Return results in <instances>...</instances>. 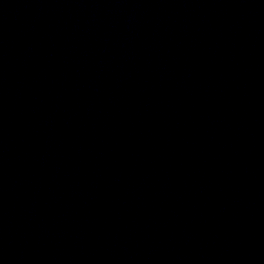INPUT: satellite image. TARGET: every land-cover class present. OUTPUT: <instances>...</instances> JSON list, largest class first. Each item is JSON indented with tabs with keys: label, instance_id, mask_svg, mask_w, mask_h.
I'll return each instance as SVG.
<instances>
[{
	"label": "water",
	"instance_id": "1",
	"mask_svg": "<svg viewBox=\"0 0 264 264\" xmlns=\"http://www.w3.org/2000/svg\"><path fill=\"white\" fill-rule=\"evenodd\" d=\"M0 264H264V0H0Z\"/></svg>",
	"mask_w": 264,
	"mask_h": 264
}]
</instances>
